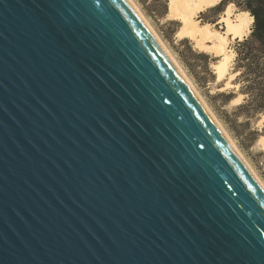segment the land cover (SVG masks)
<instances>
[{"label":"water","instance_id":"water-1","mask_svg":"<svg viewBox=\"0 0 264 264\" xmlns=\"http://www.w3.org/2000/svg\"><path fill=\"white\" fill-rule=\"evenodd\" d=\"M0 264H264V190L128 0H0Z\"/></svg>","mask_w":264,"mask_h":264},{"label":"rangeland","instance_id":"rangeland-1","mask_svg":"<svg viewBox=\"0 0 264 264\" xmlns=\"http://www.w3.org/2000/svg\"><path fill=\"white\" fill-rule=\"evenodd\" d=\"M133 1L264 184V149L260 148L261 146L258 144V137L264 134V110L255 111L250 108H238L240 104L246 103L248 100V95L241 91V87L243 84L249 83V81L244 82L245 79L252 77L248 74L244 78L241 73L246 69L236 66L238 57L236 44L242 39H235L231 46L235 57L226 74L229 84H227L226 78L217 81L214 65L220 57L197 49L189 38L178 39L176 31L181 22L167 16L168 0ZM229 3L238 8H235L236 11H244L238 5L237 0H229L227 4ZM225 6L221 5L220 8L216 9H209L208 7L204 12L197 14V20L201 24L215 23L214 28L223 30L219 26L222 23H218V20ZM251 24L253 25V22ZM250 28H252L251 25ZM200 52L207 54V56L195 54Z\"/></svg>","mask_w":264,"mask_h":264},{"label":"bare ground","instance_id":"bare-ground-1","mask_svg":"<svg viewBox=\"0 0 264 264\" xmlns=\"http://www.w3.org/2000/svg\"><path fill=\"white\" fill-rule=\"evenodd\" d=\"M221 0H168V14L169 18L178 19L181 24L176 31V36L179 38H189L192 40L194 46L205 52L213 53L216 56H219L218 62L214 65V73L216 74L217 81L223 80L226 78L227 84H229V79L226 77V74L230 68V65L235 57V53L230 48V41L236 39L239 40L244 38V35H248L251 32L250 25L254 20L253 15L249 11H236L233 4L227 5V7L220 14L218 23H222L223 30H218L214 28L215 23H200L197 20V14L205 11L208 7H211ZM134 10L138 13L142 21L149 28V30L153 33L161 47L168 54L170 59L176 65L184 79L187 81L195 95L201 101L203 106L206 108L210 116L213 118L217 126L220 128L222 133L225 135L229 143L244 161L254 178L257 180L259 185L264 190V184L252 169L250 164L241 154L233 140L229 137L227 132L224 130L214 113L210 110V108L205 103L204 99L199 95L198 91L194 88L190 80L187 78L184 71L180 68L179 64L172 56L168 48L164 45L162 40L154 31L151 24L148 22L144 14L141 12L139 7L133 0H128ZM231 74H229L230 76ZM231 77V76H230ZM258 144L261 146L260 148L264 149V134H261L258 137Z\"/></svg>","mask_w":264,"mask_h":264},{"label":"trees","instance_id":"trees-1","mask_svg":"<svg viewBox=\"0 0 264 264\" xmlns=\"http://www.w3.org/2000/svg\"><path fill=\"white\" fill-rule=\"evenodd\" d=\"M229 0H221L219 3L209 7L212 9L220 8L226 5ZM242 10L249 11L253 17V25L251 32L241 41H237V67L244 68L241 75H252L249 79H245L241 91L248 95L246 103H242L238 108H250L255 111L264 110V0H237ZM230 4V3H229ZM227 4V5H229ZM225 6V8L227 7ZM185 39V38H184ZM196 55L204 57L207 54L200 52Z\"/></svg>","mask_w":264,"mask_h":264},{"label":"crops","instance_id":"crops-1","mask_svg":"<svg viewBox=\"0 0 264 264\" xmlns=\"http://www.w3.org/2000/svg\"><path fill=\"white\" fill-rule=\"evenodd\" d=\"M235 8H236V9H238L236 6H235ZM246 11H247V10H246ZM202 12H204V11H202ZM251 26H252V24H251ZM246 36H248V35H247V34H246V35H244V37H246ZM237 39L239 40V38H238V37L236 38V40H237ZM234 41H235V39H234V40H232V41H230V43H229V46H230V48H231V46L234 44ZM231 49H232V48H231ZM219 56H220V55H219Z\"/></svg>","mask_w":264,"mask_h":264},{"label":"built area","instance_id":"built-area-1","mask_svg":"<svg viewBox=\"0 0 264 264\" xmlns=\"http://www.w3.org/2000/svg\"><path fill=\"white\" fill-rule=\"evenodd\" d=\"M220 27H222V24H219Z\"/></svg>","mask_w":264,"mask_h":264}]
</instances>
